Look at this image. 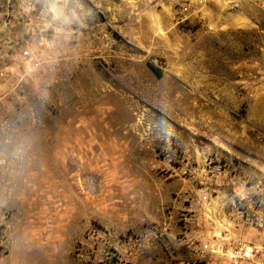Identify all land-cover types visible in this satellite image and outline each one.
I'll list each match as a JSON object with an SVG mask.
<instances>
[{
  "label": "rangeland",
  "instance_id": "1",
  "mask_svg": "<svg viewBox=\"0 0 264 264\" xmlns=\"http://www.w3.org/2000/svg\"><path fill=\"white\" fill-rule=\"evenodd\" d=\"M0 264H264V0H0Z\"/></svg>",
  "mask_w": 264,
  "mask_h": 264
},
{
  "label": "built area",
  "instance_id": "2",
  "mask_svg": "<svg viewBox=\"0 0 264 264\" xmlns=\"http://www.w3.org/2000/svg\"><path fill=\"white\" fill-rule=\"evenodd\" d=\"M236 255H237V256H235V255H234V256H231L232 259H238V258H240V260H241V259H244V258L246 259V252H243V253H242V256H240L239 253H237Z\"/></svg>",
  "mask_w": 264,
  "mask_h": 264
},
{
  "label": "bare ground",
  "instance_id": "3",
  "mask_svg": "<svg viewBox=\"0 0 264 264\" xmlns=\"http://www.w3.org/2000/svg\"><path fill=\"white\" fill-rule=\"evenodd\" d=\"M248 254H246V257H247Z\"/></svg>",
  "mask_w": 264,
  "mask_h": 264
}]
</instances>
